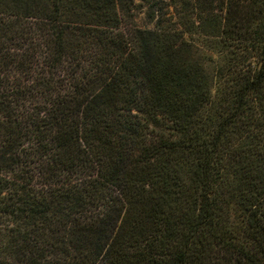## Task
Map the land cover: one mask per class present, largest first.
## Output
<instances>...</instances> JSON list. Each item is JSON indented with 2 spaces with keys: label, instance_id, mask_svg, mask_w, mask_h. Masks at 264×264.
<instances>
[{
  "label": "trees",
  "instance_id": "trees-1",
  "mask_svg": "<svg viewBox=\"0 0 264 264\" xmlns=\"http://www.w3.org/2000/svg\"><path fill=\"white\" fill-rule=\"evenodd\" d=\"M0 264H264V0H0Z\"/></svg>",
  "mask_w": 264,
  "mask_h": 264
},
{
  "label": "rangeland",
  "instance_id": "rangeland-1",
  "mask_svg": "<svg viewBox=\"0 0 264 264\" xmlns=\"http://www.w3.org/2000/svg\"><path fill=\"white\" fill-rule=\"evenodd\" d=\"M172 9V7L170 8ZM171 14V11L169 12L168 16ZM171 20L173 21L174 18L172 17ZM130 26H137L140 28L145 29H152L154 27V22L150 21L146 16V8H138L136 10H133V16L132 20L130 21Z\"/></svg>",
  "mask_w": 264,
  "mask_h": 264
}]
</instances>
